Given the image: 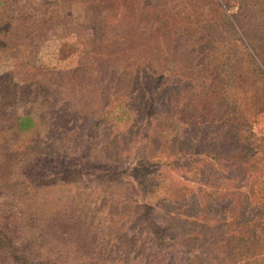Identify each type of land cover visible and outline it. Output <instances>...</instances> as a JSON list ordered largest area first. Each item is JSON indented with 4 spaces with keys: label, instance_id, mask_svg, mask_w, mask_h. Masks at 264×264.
<instances>
[{
    "label": "rangeland",
    "instance_id": "obj_1",
    "mask_svg": "<svg viewBox=\"0 0 264 264\" xmlns=\"http://www.w3.org/2000/svg\"><path fill=\"white\" fill-rule=\"evenodd\" d=\"M183 2L173 22L161 26L136 20L127 24L130 28L113 29L121 33L118 39L93 23L82 25L83 7L71 3V19H39L29 36L15 29L16 51H0V179L37 180L24 191L0 190V215L16 220L27 257L45 264L181 263L200 239L202 243L225 234L213 222L200 227L199 240L179 242L182 232L191 230L179 219L221 217L219 199L199 210L207 200L198 186L208 180L215 198L235 187L249 192L253 201L245 220L249 231L258 235L244 245L233 240L232 258L236 262L245 255L249 264H264V209L257 215L254 200L264 189V101L252 124L254 134L245 135L246 160L223 157L209 171L207 155H200L197 164L204 173L194 181L182 164L172 170L146 165L165 158L156 138L151 144L143 137L147 123H156L155 115L147 117V109L164 110L168 95L178 88L205 90L209 59H217L228 45H246L213 0ZM230 3L228 13H233L235 2ZM253 6L264 10V2L254 0ZM175 39L183 78L157 83L154 72L158 74L162 59L173 52ZM240 59L246 69L248 60L243 55ZM20 115H28L31 124L18 129ZM116 166H134L141 174L150 169L161 172L148 183L158 185L150 196L152 216L164 234L145 225L137 192L98 177L103 168ZM56 173L61 179H54ZM231 229L236 231V226ZM0 264L20 263L0 258Z\"/></svg>",
    "mask_w": 264,
    "mask_h": 264
},
{
    "label": "trees",
    "instance_id": "obj_2",
    "mask_svg": "<svg viewBox=\"0 0 264 264\" xmlns=\"http://www.w3.org/2000/svg\"><path fill=\"white\" fill-rule=\"evenodd\" d=\"M213 1L219 8L220 16L230 24V27L232 24L229 21H233L246 45L240 43V46L236 45L235 48L228 45L217 59H209L205 90L193 88L187 92L177 87L176 93L168 95L164 110L160 109L156 112L158 107L154 110L149 107L146 115L148 118L155 115L156 123L153 127L148 126L147 123L143 131V137L149 143L153 144V138L157 139V147L162 149L161 154L165 155V158H158L154 162L151 161L152 163L147 162L146 165L154 169L165 167L172 170L182 164L184 173L187 172L186 175L189 173L191 181L203 177L201 175L204 169L199 168L197 164L200 155H207L208 162L205 164L209 166L207 168L209 171L213 170L214 163H218L223 157L246 160L245 135L254 134L252 124L259 111V103L264 101V85L261 86L264 84L263 8L253 6L254 0H233L236 9L233 13H228L232 6L231 0ZM256 1L264 2V0ZM71 3H78L83 7L82 25L93 23L107 34L114 32L111 38L115 36L118 39L121 33L113 29H121L122 25L128 23L134 25L136 20L146 19L148 23L149 20H153L161 26L173 22L181 11L179 5L184 2L183 0H0V51H16L17 44L12 42L15 39V29H18L20 35L29 36L33 24L39 19L59 21L64 17L71 19L68 13ZM23 39L24 37L19 44L23 43ZM90 42L94 44L95 40L91 38ZM177 42L178 40L175 39L173 52L162 59L158 74L153 73L157 83L163 82L166 78L170 80L178 76L183 78L184 66L181 62V50L176 49ZM241 55L248 60L245 64L246 69L240 61ZM196 75L193 74L192 78L196 79ZM110 95H115V92L106 96V102ZM2 102L0 98V113H2ZM15 124L18 129H22L31 124V119L28 115H20L16 117ZM68 170L63 172L64 176L69 175L70 170ZM156 171L150 169L141 174L134 166L106 167L99 172L98 177L105 179L107 183H123L128 190L137 192L140 196L137 204L145 225L153 233L162 235L165 229L162 225H158L152 216L153 206L150 199L158 185L148 183L149 179L161 175L160 171ZM53 176L55 180L61 179L57 173ZM1 181L0 179V190L9 193L10 190L24 191L37 183V180L28 181L19 177ZM198 187H200L198 188L200 195L207 200L205 205L199 206V210L204 211L207 205L211 207L210 203L219 199L221 217L216 220L199 214L179 219L180 224L186 223L191 227L189 233L182 232L179 242L190 243L194 239L199 240L197 237H200V227L208 226L213 222L219 223L225 234L213 236L211 240L202 239V243L200 239L199 245L190 249L191 252L185 261L182 260L180 263L175 260L173 264H249L245 255H240L236 262L235 258H232L235 255L233 240L235 245H244L250 236L258 235L255 231H249L245 220L247 205L252 200L249 192L235 187L231 191L221 192L220 197L215 198L208 180H204ZM254 198L259 215L264 209V189H259ZM173 208L176 209L175 206ZM234 226L236 231L231 229ZM20 238L16 220L5 214L0 215V258L20 264H45L24 254Z\"/></svg>",
    "mask_w": 264,
    "mask_h": 264
}]
</instances>
